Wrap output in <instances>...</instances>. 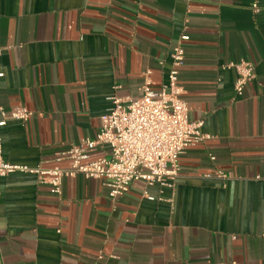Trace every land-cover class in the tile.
I'll return each mask as SVG.
<instances>
[{
  "label": "crops",
  "instance_id": "0c3cea01",
  "mask_svg": "<svg viewBox=\"0 0 264 264\" xmlns=\"http://www.w3.org/2000/svg\"><path fill=\"white\" fill-rule=\"evenodd\" d=\"M180 45L188 117L209 137L172 185L112 200L82 173L60 196L36 174L0 177V264H264V0H0V107L31 112L0 125L3 157L69 168L59 156L96 137L113 97L168 82ZM241 61L255 77L237 95Z\"/></svg>",
  "mask_w": 264,
  "mask_h": 264
},
{
  "label": "built area",
  "instance_id": "2783aa9c",
  "mask_svg": "<svg viewBox=\"0 0 264 264\" xmlns=\"http://www.w3.org/2000/svg\"><path fill=\"white\" fill-rule=\"evenodd\" d=\"M188 38V35L182 36L183 40ZM184 54L181 45L174 49L168 82L159 89H152L151 81L147 79L141 97L125 103L113 97V106L103 116L96 137L83 139L59 156L60 160L71 161L67 169L33 168L9 163L3 157L0 138V177L14 172L36 174L40 183L48 184L51 191L60 196L63 178L82 173L88 178L103 179L112 200L127 193L138 180L148 185H172L179 175L180 156L187 148L209 137L201 131L202 121H190L188 117L184 89L179 84V69L184 63ZM230 66L238 72L235 92L241 95L246 84L255 77L254 65L250 61H241ZM0 110L4 117L0 125H4L8 118L25 122L31 116V112L23 108L10 114L2 107ZM98 146L109 147V156L90 160V151ZM216 176L227 178L222 171H217Z\"/></svg>",
  "mask_w": 264,
  "mask_h": 264
}]
</instances>
